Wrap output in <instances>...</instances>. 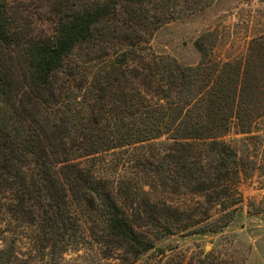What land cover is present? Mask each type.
<instances>
[{
  "label": "trees",
  "instance_id": "trees-1",
  "mask_svg": "<svg viewBox=\"0 0 264 264\" xmlns=\"http://www.w3.org/2000/svg\"><path fill=\"white\" fill-rule=\"evenodd\" d=\"M6 1L0 0V264H62L70 248L92 240L138 257L153 248L131 221L139 194L151 209L145 215L162 217L167 231L166 213L182 208L154 200L157 187L229 196L240 162L220 136L234 118L250 116L251 61L209 72L204 58L187 68L162 58L156 97L122 89L106 100L91 86L88 98L70 107L53 101L50 90L75 49L94 43L113 15L111 3L85 5L61 17L52 36L19 45ZM131 52L121 54L127 67ZM117 155L123 162L112 170L108 157ZM132 159L133 178L119 170Z\"/></svg>",
  "mask_w": 264,
  "mask_h": 264
},
{
  "label": "rangeland",
  "instance_id": "rangeland-1",
  "mask_svg": "<svg viewBox=\"0 0 264 264\" xmlns=\"http://www.w3.org/2000/svg\"><path fill=\"white\" fill-rule=\"evenodd\" d=\"M96 1L110 2L113 15L93 44L77 47L67 59L50 90L53 101L71 107L72 100L90 94L91 86L98 93L102 89L106 100L122 89H142L156 97L162 58L185 68L198 66L204 58L209 72L251 61L250 116L234 118L220 136L240 162V178L227 185L229 196L187 189L165 193L157 187L154 200L180 202L182 208L166 213L167 231L162 217L145 215L150 207L139 194L140 206L129 209L130 216L135 230L153 243L150 251L134 257L109 243L98 247L92 240L70 248L62 264H264V0H8L13 39L21 45L50 37L61 17ZM127 48L132 51L130 67L121 57ZM164 66L170 70L168 63ZM120 159L108 157L113 164L108 167L115 170ZM135 163L132 159L119 170L131 172L133 178Z\"/></svg>",
  "mask_w": 264,
  "mask_h": 264
}]
</instances>
